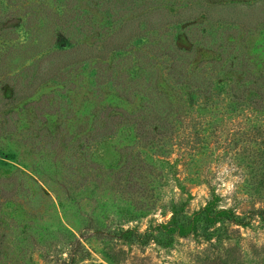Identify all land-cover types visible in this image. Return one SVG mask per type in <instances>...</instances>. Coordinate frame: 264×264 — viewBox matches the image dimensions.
Wrapping results in <instances>:
<instances>
[{
	"label": "trees",
	"instance_id": "1",
	"mask_svg": "<svg viewBox=\"0 0 264 264\" xmlns=\"http://www.w3.org/2000/svg\"><path fill=\"white\" fill-rule=\"evenodd\" d=\"M0 1L4 2L0 4V125L12 111L10 106L31 97L43 83L49 80L68 83L73 92L67 96L69 114L65 119L72 121V124L81 117L87 120L85 124L73 128L72 124L60 117L59 112L53 117L48 109L42 107L44 112L38 113L39 126H42L41 131L50 133L43 138H56L58 150L68 153L70 157L69 162L65 163L62 154H52L46 162L55 163L58 171L68 169L75 178L71 182L75 184L76 190L88 186V180H91L94 184L92 187L102 185L109 193L118 191V196L113 197L112 202L121 200V204L115 208L116 214L124 220L144 216L156 207L157 201L154 197L152 200V195L149 199L147 195L144 196L153 181L143 182L137 177L144 176L142 172L149 175L153 173L159 160L156 156H164L167 166L170 164L167 159L169 150L165 145L170 143L171 146L180 147L181 138H194L206 130L207 116L196 109L219 107L220 98L221 108L228 111L237 110L238 103L246 99L260 104L255 108L262 110L259 108L264 104V94L259 88H264V73L254 68L247 44L244 47L235 41L239 37L235 36L234 27H250V24L262 20L261 15H254L252 23L250 15L243 8L231 10L227 3L216 7L202 0H185L181 3H165L161 0H89L90 4L87 5L81 0H62L59 7L46 0ZM2 8L5 11L1 12ZM96 10L103 12L105 24L97 23ZM11 20H16L18 24L4 25ZM208 22L217 23L220 28L209 32L203 25ZM176 23H182L187 28L184 35L189 42L188 48L178 46L170 34L171 26ZM223 24L231 25V32H225ZM217 39L220 41L215 42ZM84 65L89 68L86 67L93 84V93L86 95L89 103L85 105V110L80 111L77 93L81 91L79 82L82 79L77 78V74L82 72ZM6 89L9 91L8 96L4 95ZM250 90H254L257 99L247 94ZM57 100L64 103L60 98ZM189 121L192 124L187 129ZM69 128H73L72 131ZM124 128H129L132 134L124 133ZM123 133L125 135L119 138L111 160L98 164V161L86 155L88 142L117 138ZM65 134H68L67 138H64ZM133 140L140 144L139 150L132 153L133 144L129 142ZM34 144L31 141L23 142V146H30L24 150L31 154ZM4 151L0 147V153ZM44 157L32 155L29 164L21 161L17 155L13 157L17 164L30 173L15 164L0 168V197H7L5 201L15 206L17 213L12 216L21 222L17 224L18 234L13 238L5 231L9 226L6 223L12 222V218L5 220L0 215V224L4 221L0 229V264H34L30 257L32 248L38 247L45 251L52 243L46 241L47 236L54 230L65 231L70 236L66 246L69 248V261H63L65 264H71L77 248L84 249L79 236H83L82 230L85 231L90 223L81 228V223L75 219L71 209L65 206L66 202L72 205L81 202L84 195L78 193L74 196L66 189L58 192L51 187L47 176L38 169V166H43ZM55 158L58 161L52 163ZM79 164L81 167L76 169L75 166ZM170 168L171 165L165 173ZM82 169L90 172L85 173ZM20 178L25 180L29 189L37 188L48 199L47 211L58 214L52 197L45 191L44 186H47L54 194L66 223L56 219V227L51 228V224L44 221H39L38 225L35 215L28 214L18 204L14 205L9 196L11 192H4L2 184L12 182L17 185ZM150 191L153 192L152 187ZM212 196L202 208L190 215L173 205L170 219L156 225L155 230L168 238L163 244L169 243L172 235L195 233L199 221L207 225L219 220L236 225L247 224L244 217L231 209H215L218 199L214 193ZM141 197L147 200H140ZM5 208H2V212L10 215ZM79 214L86 215L82 211ZM71 219L75 223H71ZM30 222L39 226L40 231H34L35 235L28 233ZM94 230L96 235L104 234L101 228ZM117 236L130 243L153 239L148 231L132 228L119 231ZM27 237L32 244L31 250L27 247Z\"/></svg>",
	"mask_w": 264,
	"mask_h": 264
},
{
	"label": "rangeland",
	"instance_id": "2",
	"mask_svg": "<svg viewBox=\"0 0 264 264\" xmlns=\"http://www.w3.org/2000/svg\"><path fill=\"white\" fill-rule=\"evenodd\" d=\"M81 1L85 5L90 4V2L88 3L89 0ZM161 1L181 3L185 0ZM202 1L216 7H219V4L227 3V7H231V10L243 8L250 15L252 23L254 22V15H261L262 20L256 24H250V27H234L235 36L239 37V40L235 41H239L244 47L247 44L246 48L252 57L254 68L264 73V0ZM46 2L52 3L55 7L62 4V0H46ZM3 3L0 1V4ZM3 11L5 9L2 8L1 12ZM96 11L98 12L96 13L97 23L105 24L103 12ZM17 24L16 20H11L4 25ZM203 25L209 32L220 28L217 23L208 22ZM183 26L182 23L173 24L170 34L178 46L188 48L189 42L184 35L187 28ZM222 27L226 29L225 32H231L230 29L233 28L228 24H223ZM214 37H216V33ZM218 41L220 40L217 39L215 42ZM199 45L201 47L200 43ZM86 67L88 68L87 65H84L81 68L82 72L77 74V78L82 79L79 82L81 91L77 93L80 111L85 110V105L89 103L87 96L93 93V84L89 73L87 74ZM71 88L68 83L60 80H49L43 83L31 97L10 106L12 111L0 125V147L1 151L5 150V153H0V168H7L9 165L15 164L24 169L13 160L15 155L28 164L32 161V155L37 157L43 155V157L45 156V160L42 162L43 166H38V169L47 176V181L51 187H54L58 192H63L66 189L74 196L78 193L81 196L84 195L81 202L79 201L80 203L77 202L75 205L65 203V206L71 209L78 223H81V228L90 223L85 231L82 230L83 236H79L84 249L77 248L71 264H264V104L259 108L262 110L258 111L255 107H259L260 104H255L252 102L253 100L246 99L245 102L238 103L237 110L228 111L221 108L223 105L219 98V107L216 106L214 109L207 107L196 109L197 106H195L196 110L203 111L207 116L206 130L194 138H189L190 140L181 138L180 147L171 146L170 143H167L165 147L169 150L167 159L170 164L167 166L163 159L164 156H156L159 160L156 162L153 173L149 175L147 172H142L144 176L137 177L143 182L153 181L152 186H148V189L145 190L144 196L147 195L149 199V196L152 195V200L154 197L157 201L156 207L150 213L128 221L116 214L117 209L115 207L121 204V200L116 198L118 200L115 199L116 202L113 203L112 198L118 196V191L114 193L113 190V193H109L102 185L92 187L94 184L91 180H88V186H82L76 190L75 184L71 182L75 178L70 175L68 169L62 168L61 171H58L54 166L55 163L46 162V159H50L52 154H62L65 163L69 162L70 157L68 153L58 150L59 144L55 145L56 138L53 136L52 138H43L50 133L41 131L42 126H39L40 117H38V113L44 112L41 110L44 106L52 113L53 117L59 112L60 117L66 123L72 124V121L65 119L66 115L69 114L67 96H71L73 92L70 91ZM259 91L264 94V88H259ZM8 93L9 91L6 89L4 95L8 96ZM247 94H250L252 99H257L254 90H250ZM57 98L64 100V103L58 101ZM190 98L196 99L195 96H190ZM52 107L59 110L54 111ZM86 120L81 117L80 122L77 121V123L72 124L73 128L85 124ZM190 121L186 124L187 129L192 124ZM73 128H69V131H72ZM123 132L131 133V130L124 128ZM124 133L117 138L88 142L87 147L89 146V148L85 152L86 155L92 160L98 161V164L111 160L120 142L119 138H122ZM17 136L19 139H16ZM67 137L68 134H65L64 138ZM29 141L35 143L31 151L32 155L24 150L30 146H23V142ZM129 143L133 144L132 153L139 150L140 143L138 144L135 140ZM69 154H71L70 151ZM54 161H58V158L51 162ZM170 165V171L165 173ZM165 166L166 168H164ZM79 167H81L80 164L75 166L76 169ZM24 170L30 173L29 170ZM81 171L85 172L84 169ZM19 176L21 177V175ZM104 178L107 177L104 176ZM24 181L23 178H20L16 182L17 185L12 182H2L3 191L11 192L9 195L11 202L23 207L24 210L28 211V214L35 215L38 225L39 221H44L46 224H51L50 226L53 228L56 227V219H60L64 223L65 219L51 190L43 185L45 191L52 197V201L59 211H56L58 214H54L51 210L47 211L48 199L43 197L37 188L29 189ZM151 187L153 192H149ZM91 189L94 190L91 191ZM213 193L218 199L215 203V209H231L240 217H244L247 224L236 225L227 220H219L214 224L207 225L203 221H199L195 233H189L186 236L172 235L170 242L163 244L168 241V238L155 229L158 223L170 219L171 207L174 205L183 209L181 212L190 215L202 208L207 200L212 199ZM141 199L147 200L146 197H141ZM5 200L7 197H0V215L5 220L12 218V222H5L6 225H9L5 231L14 238L19 230L17 224H21V222L12 216V214L17 213L14 210L15 206L11 205L10 201L6 202ZM4 207L10 215L7 216L2 212ZM81 211L86 215H80L79 212ZM89 218H92L91 222H89ZM70 221L75 223L73 219ZM22 224H26V222H22ZM3 225L4 221L0 224V229ZM150 227L153 228L149 230ZM95 228H101L104 234L96 235ZM126 228L141 232L148 231L152 234L153 239L142 243L126 242L117 236L119 231ZM34 231H40L39 226L30 222L28 233L35 235ZM76 235H78L77 232ZM47 238L46 241L52 243L45 251L38 247L32 248L30 257L33 263L65 264L63 261H69L67 255L69 248L66 246L70 236L65 231L54 230L48 234ZM27 247L31 250L30 239L27 241Z\"/></svg>",
	"mask_w": 264,
	"mask_h": 264
}]
</instances>
